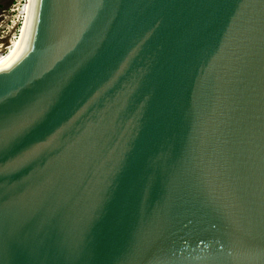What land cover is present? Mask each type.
<instances>
[{
  "label": "water",
  "instance_id": "1",
  "mask_svg": "<svg viewBox=\"0 0 264 264\" xmlns=\"http://www.w3.org/2000/svg\"><path fill=\"white\" fill-rule=\"evenodd\" d=\"M0 74V264H264V0H39Z\"/></svg>",
  "mask_w": 264,
  "mask_h": 264
},
{
  "label": "rangeland",
  "instance_id": "2",
  "mask_svg": "<svg viewBox=\"0 0 264 264\" xmlns=\"http://www.w3.org/2000/svg\"><path fill=\"white\" fill-rule=\"evenodd\" d=\"M25 1L0 0L2 4V8L0 9V53L2 54L9 53L22 37L23 26L30 3V0L26 2L23 18L22 8L25 5Z\"/></svg>",
  "mask_w": 264,
  "mask_h": 264
},
{
  "label": "bare ground",
  "instance_id": "3",
  "mask_svg": "<svg viewBox=\"0 0 264 264\" xmlns=\"http://www.w3.org/2000/svg\"><path fill=\"white\" fill-rule=\"evenodd\" d=\"M27 1L28 0H26L25 5H23L22 14H25L24 11ZM38 3L39 0H30L20 41H18L16 44L14 43L15 45L9 53H0V74L8 71L9 69L14 68L27 56V54L32 49L34 37V24L36 22Z\"/></svg>",
  "mask_w": 264,
  "mask_h": 264
},
{
  "label": "trees",
  "instance_id": "4",
  "mask_svg": "<svg viewBox=\"0 0 264 264\" xmlns=\"http://www.w3.org/2000/svg\"><path fill=\"white\" fill-rule=\"evenodd\" d=\"M2 8V4H1V2H0V9Z\"/></svg>",
  "mask_w": 264,
  "mask_h": 264
}]
</instances>
